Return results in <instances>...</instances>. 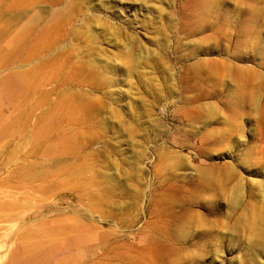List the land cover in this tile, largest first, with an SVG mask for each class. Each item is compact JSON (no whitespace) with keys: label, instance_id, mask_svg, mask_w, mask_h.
Returning a JSON list of instances; mask_svg holds the SVG:
<instances>
[{"label":"rangeland","instance_id":"obj_1","mask_svg":"<svg viewBox=\"0 0 264 264\" xmlns=\"http://www.w3.org/2000/svg\"><path fill=\"white\" fill-rule=\"evenodd\" d=\"M0 264H264V0H0Z\"/></svg>","mask_w":264,"mask_h":264}]
</instances>
